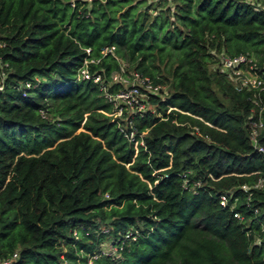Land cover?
Listing matches in <instances>:
<instances>
[{
    "label": "trees",
    "instance_id": "16d2710c",
    "mask_svg": "<svg viewBox=\"0 0 264 264\" xmlns=\"http://www.w3.org/2000/svg\"><path fill=\"white\" fill-rule=\"evenodd\" d=\"M238 52L264 64V0H0V259L264 264V91L234 86ZM84 58L109 93L128 69L166 86L132 139Z\"/></svg>",
    "mask_w": 264,
    "mask_h": 264
},
{
    "label": "built area",
    "instance_id": "2783aa9c",
    "mask_svg": "<svg viewBox=\"0 0 264 264\" xmlns=\"http://www.w3.org/2000/svg\"><path fill=\"white\" fill-rule=\"evenodd\" d=\"M113 45L104 46L102 47V51H111ZM85 51H88V48L85 47ZM219 63L222 67L226 68L228 75L233 79L234 86L236 88H253L255 89L256 93L259 91H264V64L258 66L256 63V58H254L251 55H248L246 53L238 52L233 55H228L226 53H219L218 54ZM87 59L84 58L82 65H80L76 72V77H84L88 78L91 77L92 80L98 81L100 84V88L104 91V95L111 101L112 104V111L113 115L118 116L121 120L118 123L119 129L123 132V134L128 138H133V125L131 123V119L128 117V114L133 110H140L143 109L145 106V100H140L138 104H134L135 108L131 109V111L126 110L127 103L118 102L116 99L117 97L122 98L130 95L129 90H134V88H137V82H140L143 86V93L144 91H151V92H157L158 88L161 87L158 83H151L150 79L146 75H141L139 73L133 72L131 75V78H133V82L131 83V87H125L124 83L128 80V76L122 75L118 72L112 73V78L114 80H119L123 87L119 88L114 93H109L106 91V88L103 84L100 82L99 74L97 73H90L85 65ZM28 85V82L25 83ZM128 92V93H127ZM131 96V95H130ZM132 102L135 103V98L131 96ZM128 102L129 100L126 99ZM253 102L258 103L256 98H252ZM261 109V105H259L258 114ZM262 126V121L259 117L257 119H250L248 121V127H247V138L251 145L259 151H262L263 148L260 144H258V134L260 132ZM126 127H131L130 130L127 132ZM140 134V132L138 133ZM139 142H142L139 140ZM261 184V177H258L256 181L253 183L254 186ZM224 195L220 194V200L219 202L223 204L224 202ZM237 215L235 212L233 213ZM125 237L129 236V231L124 233ZM121 244V243H120ZM120 244H112L109 242V249L104 250L101 249L102 252L106 253H115L117 247H120ZM14 255V253H13ZM12 255V256H13ZM95 254H92L94 256ZM91 257L87 260L89 264H91ZM9 262V258L6 259H0V264H7Z\"/></svg>",
    "mask_w": 264,
    "mask_h": 264
},
{
    "label": "rangeland",
    "instance_id": "374dc122",
    "mask_svg": "<svg viewBox=\"0 0 264 264\" xmlns=\"http://www.w3.org/2000/svg\"><path fill=\"white\" fill-rule=\"evenodd\" d=\"M132 73H133L132 69H128L126 71V74L128 76V80L124 83V86L126 88L131 87V83L133 82V78H131ZM137 86L138 87L134 88V90H129L130 95L136 99L135 103L132 102L133 100L131 99L130 95H128L127 98L126 97H122V98L117 97V99H116L118 102L124 101V103H127V106H126L127 111H131V109L135 108L134 104L137 105L140 100L145 99V94L142 92L143 91L142 84L140 82H137ZM165 88H166V86L164 84H162L161 85L162 92L165 91ZM126 99H128L129 102ZM148 105H149V103L147 101H145V106H148ZM99 225H101V224H99ZM109 247H110L109 239H107V238L103 239V241L101 242V249L107 250V249H109Z\"/></svg>",
    "mask_w": 264,
    "mask_h": 264
}]
</instances>
